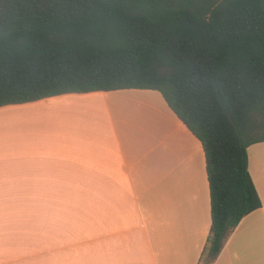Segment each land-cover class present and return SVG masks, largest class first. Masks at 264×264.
Segmentation results:
<instances>
[{
    "label": "crops",
    "instance_id": "0c3cea01",
    "mask_svg": "<svg viewBox=\"0 0 264 264\" xmlns=\"http://www.w3.org/2000/svg\"><path fill=\"white\" fill-rule=\"evenodd\" d=\"M261 208L210 264H264V142L247 149ZM200 142L150 90L0 108V264H206Z\"/></svg>",
    "mask_w": 264,
    "mask_h": 264
},
{
    "label": "trees",
    "instance_id": "16d2710c",
    "mask_svg": "<svg viewBox=\"0 0 264 264\" xmlns=\"http://www.w3.org/2000/svg\"><path fill=\"white\" fill-rule=\"evenodd\" d=\"M120 90L158 92L200 142L210 264L261 208L264 0H0V108Z\"/></svg>",
    "mask_w": 264,
    "mask_h": 264
}]
</instances>
